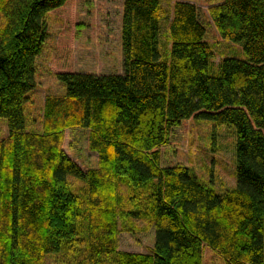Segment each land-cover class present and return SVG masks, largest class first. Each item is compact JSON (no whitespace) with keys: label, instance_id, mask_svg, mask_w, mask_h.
I'll use <instances>...</instances> for the list:
<instances>
[{"label":"trees","instance_id":"1","mask_svg":"<svg viewBox=\"0 0 264 264\" xmlns=\"http://www.w3.org/2000/svg\"><path fill=\"white\" fill-rule=\"evenodd\" d=\"M74 1L0 0V264H205L207 247L226 264H264V0L209 8L247 56L225 58L217 75L200 9L167 12L162 0H124L123 75L76 73ZM52 15L67 22L52 62L64 93L47 96L35 131L26 105ZM200 119L236 130L237 183L224 193L162 162L172 131ZM74 128L90 132L98 168L85 172L63 149ZM138 221L153 247L119 251V232Z\"/></svg>","mask_w":264,"mask_h":264},{"label":"rangeland","instance_id":"2","mask_svg":"<svg viewBox=\"0 0 264 264\" xmlns=\"http://www.w3.org/2000/svg\"><path fill=\"white\" fill-rule=\"evenodd\" d=\"M191 2L199 9L207 23L208 42L214 48L213 74L225 58L247 60L243 46L223 40L211 22L208 10L225 0H162L167 12L176 2ZM70 37V68L92 73L119 72L122 61L121 12L122 0H75L72 7ZM66 20L49 17L47 40L38 61L37 89L26 105L31 127L42 130L44 107L47 96L64 93L56 80L57 67L52 65L60 46ZM56 68V69H55ZM89 134L80 128L67 129L63 149L85 171L99 166L98 155L89 149ZM8 137L7 122L0 118V142ZM164 166L183 165L194 171L200 181L219 193L236 186V130L230 125H218L207 120L184 121L172 131L170 142L161 149ZM74 188L82 183L71 179ZM131 224V223H130ZM132 230V229H131ZM153 229L144 221L133 223V231L121 230L118 234V250L145 253L153 247ZM205 264H226L217 252L205 248ZM45 264H61L60 256H48Z\"/></svg>","mask_w":264,"mask_h":264},{"label":"crops","instance_id":"3","mask_svg":"<svg viewBox=\"0 0 264 264\" xmlns=\"http://www.w3.org/2000/svg\"><path fill=\"white\" fill-rule=\"evenodd\" d=\"M123 12H124V0H122V12H121V39H122V19H123ZM121 48H122V43H121ZM122 56H123V51H122ZM121 66L123 67V57H122V61H121ZM76 73H86V74H94V75H110L112 74V72H109V73H92L91 71H75ZM114 74H118V75H123L124 72H123V69L120 68L119 72H114ZM153 235H154V232H153ZM154 240V239H153ZM153 245H154V241H153ZM132 253H135V252H132ZM136 253H141V252H136Z\"/></svg>","mask_w":264,"mask_h":264}]
</instances>
